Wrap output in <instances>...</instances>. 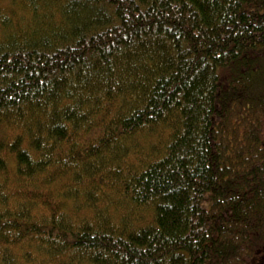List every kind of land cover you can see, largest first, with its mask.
I'll use <instances>...</instances> for the list:
<instances>
[{
  "label": "trees",
  "instance_id": "1",
  "mask_svg": "<svg viewBox=\"0 0 264 264\" xmlns=\"http://www.w3.org/2000/svg\"><path fill=\"white\" fill-rule=\"evenodd\" d=\"M0 264H264V0H0Z\"/></svg>",
  "mask_w": 264,
  "mask_h": 264
},
{
  "label": "rangeland",
  "instance_id": "2",
  "mask_svg": "<svg viewBox=\"0 0 264 264\" xmlns=\"http://www.w3.org/2000/svg\"><path fill=\"white\" fill-rule=\"evenodd\" d=\"M1 6L4 7L5 5L2 4ZM127 160H128V159H127ZM130 163H131V162H130Z\"/></svg>",
  "mask_w": 264,
  "mask_h": 264
}]
</instances>
